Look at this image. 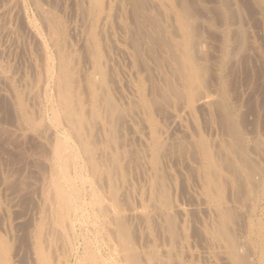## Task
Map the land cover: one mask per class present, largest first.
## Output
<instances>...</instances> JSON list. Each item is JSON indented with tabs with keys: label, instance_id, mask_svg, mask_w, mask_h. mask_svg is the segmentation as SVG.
<instances>
[{
	"label": "rangeland",
	"instance_id": "1",
	"mask_svg": "<svg viewBox=\"0 0 264 264\" xmlns=\"http://www.w3.org/2000/svg\"><path fill=\"white\" fill-rule=\"evenodd\" d=\"M18 1L0 0V75L2 76H0V81L2 80L0 82V242H4L7 246L6 256L9 264H37L36 255L34 254L35 248L33 247L34 234L35 230L38 227V223L42 220L47 219V223L49 222L48 224L51 225V219L49 220V218L47 217L51 214L49 210L53 206V204L52 201L49 200L50 198L46 194L45 189L47 187V176L49 177L51 172L54 170V165L51 160L52 155L50 154L52 153L51 143H53L56 138L60 137V139H66L71 146L73 145L72 147L77 152L75 153L74 160L73 162H71L72 164H70L68 171L69 175H71V179H73L72 181L74 187L76 189L78 188L77 191L75 189L77 208L73 209V212L75 211L74 213L72 212V210L68 212L69 216L67 217V230L61 233L59 232V230H54V232L58 231L57 235L60 236L52 240L51 243L48 240L44 241L45 243H43V245L46 244L44 245L46 247L48 245V249H50L51 252L54 251V258L52 260V262L54 263L52 264H80L81 260L84 258L86 249L93 251L95 250L94 252L96 253V255H98V257L107 264H124L122 262V258H120L121 256L119 255L118 247L114 242L115 240L105 231L106 228L103 226V220L105 218H108V216L110 217L111 213L110 211L106 210L102 215L97 210L96 206H93V203L90 200L93 182L89 167L87 166L86 157L84 154H82L83 152H81L80 147H78L79 141H77L78 143L76 142L78 138L70 131L71 128L68 125V120H66L63 111L56 100V93H54L57 91V88L55 89V87H57V83L55 81H57L58 75L56 74L58 73L59 68V65L56 63H59L60 59L65 57L64 60L67 59L73 64L74 62L75 64L78 63L77 65H75V71L78 72V70H81L80 72L82 74L76 72L75 77L78 81L77 84L79 85L78 87L83 88V90L81 88V92L85 96L81 94L83 96L82 99H86L87 101H89L88 98L91 97V89L89 88L88 83L91 80L92 66L89 65L91 63V57L97 51L100 52V64L105 70L106 78H108V80L105 78L104 88L109 92L116 104L122 107L125 106L124 104L128 105L130 99L133 100L130 96H132L135 101L137 99V92L135 90H137L138 88V82L142 84V92L144 95H146V97L150 99L149 96H152V100L157 99L158 102L161 101L158 103V105L156 104V106L152 107V111L156 110L155 112L153 111V114L158 122L157 134L163 143V145L158 150L155 161L151 159V154L148 150L150 148V145L148 144V132H145L147 131V128H145L147 126L145 118L143 117L144 113L140 108L137 109L135 104L131 108H134L135 111L134 109H127L126 112H128V114L130 113L129 115L127 114L128 116L125 112L124 116L121 117V114H118L117 117H113V119H110V116L105 114L107 113L106 110H104L105 107L101 106V113L103 116L101 117L102 123L100 125L98 124L99 121L98 123L96 122L93 128V133L97 135L94 137L98 139V142H100L101 140V145H99L100 149L97 148V152L96 150L94 151V154H97V157H100L103 154L101 146H103V148L107 147L110 150L117 148L118 150H121V153L119 152L120 156L123 155L120 157L123 168V178L117 172L116 175L113 174V181H116V183L118 184L116 193L120 199V211L123 213V215L124 213H127L124 217L125 225L127 230L129 231L128 238L132 242L133 248L136 250L139 249L138 251L143 253L144 251H148L147 253L150 252L151 256H154V258H156L158 264H163V262L166 263V261L169 262H167L166 264H170L171 262H173L174 264V261H176L177 259L178 260L175 262V264H225L226 262H224L223 258H221L222 256L218 254L220 253V250H223L222 244L217 238V235L214 234L217 227L220 226L221 210L219 207L221 206V203L223 204V206H225V208L222 206L223 209L231 211V220L229 219L227 221V227L229 228V231L232 235L237 234V237H235L236 241L237 239L239 240L238 242H236L237 249L244 251V253L246 251V248L249 249L246 251L248 255L245 254L247 258L249 257L247 261L249 260L248 262H250V264H260V249L261 244L264 243V197L262 198L263 195L260 188L263 183L262 181L264 180V0H192V2L191 0H183V4H186L185 9L187 13L188 23H190L187 26L183 25L176 18L177 12L175 10L174 4L170 2V0H164L165 2L163 0H161L162 2L160 0H81L82 3H80V0ZM104 2L106 3V5L104 4ZM41 3L42 5H40ZM133 3L135 6L133 5ZM141 4L143 6H141ZM136 6L138 7L139 13H135V11H137ZM80 7L81 9L79 11ZM133 7L136 9H134ZM39 8L41 9L39 10ZM143 10L144 12H142ZM115 11L117 14H115ZM88 12L90 14H88ZM169 12L172 15L169 14ZM101 13H104V15H102ZM143 13H145V15L142 16ZM141 17H143V19ZM149 17H154V20ZM91 18L92 20H90ZM48 19L50 20V22L48 21ZM134 20L137 22H135ZM165 20H167L168 23ZM42 23L45 26H43ZM134 24L136 27L134 26ZM51 25L54 29L51 28ZM56 25L57 29L55 28ZM137 29L141 32H139ZM176 30L179 31V33ZM128 32L130 33L127 34ZM100 33L101 35L103 34L102 37ZM86 34L88 35L87 37L85 36ZM52 36H54L53 39L51 38ZM139 36H141L142 38ZM148 37H150V39ZM100 39L103 40L100 41ZM127 40H129V43L127 42ZM104 42L105 44H103ZM102 44L104 45L103 48L101 47ZM139 44L141 47L139 46ZM188 44L190 46H188ZM145 45L147 49L144 48ZM119 47H121L120 50ZM188 47L190 48L188 49ZM83 49L85 52H82ZM57 53L59 56L58 59ZM90 53L92 55H90ZM86 54H88L89 56H86ZM138 54L139 57L137 56ZM187 58H190V60H194V62L200 64L201 67H204L202 69L203 75L207 79L206 80L204 78L205 86L201 93H199V96L195 98L193 103H191L189 98H187L188 92L190 90V86L186 87V85H189L187 76L185 75L186 73H189V70L188 72L186 70L188 62ZM102 60L103 64L101 62ZM44 65H46L48 68ZM107 66L109 68H107ZM44 67H46L45 69L47 70H45ZM3 68H5L4 71ZM176 68L178 69V71ZM108 69L110 70L109 72H107ZM86 70H89L87 72L88 74L86 73ZM4 72L7 74H5ZM10 72L11 74H9ZM36 72L39 75H36ZM34 74L36 75V77H33V79L37 83H35L31 79L32 76H35ZM8 77L9 80L7 79ZM82 78L84 79V82L82 81ZM148 81L150 83H148ZM53 82L56 84H54ZM84 83L86 85L85 87ZM38 84H41L40 88ZM172 84V90H177H174V93L183 91L178 93L180 95H176L177 99L176 96H174L177 93L173 94V92H171L172 90L170 91ZM33 86L34 88L36 86V89H34ZM147 90L148 92L150 91L149 94L148 92L146 93ZM132 92L136 95H134ZM164 92L165 94H167V97H169L171 101L169 100V98L167 100L166 95H162V97H160L161 95L159 94H163ZM181 94H184L183 97H181ZM163 97H166V99H163ZM178 97L180 99H178ZM216 97H218L217 100L221 99L223 101L224 108H222V104L218 105L219 102H216ZM182 98H184V102ZM211 98L213 101L209 100ZM178 100H180L181 102ZM204 100H208V104H205L203 102ZM117 101H119V103ZM89 102L87 103L89 104ZM176 102L178 104H176ZM50 103L52 106L50 105ZM12 104L14 107L12 106ZM169 104H171V107ZM214 104L217 106H215ZM202 105H205L206 108L203 109ZM139 111H141L142 114ZM224 112H226V115H228L227 120L229 121V123L225 121V115H222V113ZM138 116L139 118L142 117L144 122H142L141 118L140 123V121L138 120ZM118 117L119 122L117 121ZM123 117H125L126 119ZM168 117L170 118V120ZM39 120L43 121L44 125ZM222 120H224V122ZM230 120L232 121V123H234V127ZM121 121L122 123H120ZM36 122L39 124H37ZM139 123L142 125V127ZM226 123L230 124L231 126H227ZM16 124L19 126H17ZM33 124H36V127ZM44 126L45 129L42 128ZM49 126L51 128H49ZM97 127L100 128L99 132V128ZM136 127H138V129ZM231 127H236L235 129H239V134H242H236L235 131L237 130L235 129L230 132ZM65 128H68L69 130L67 129V131ZM108 128H110V132ZM38 130L40 132H38ZM134 130L135 132H133ZM41 132L42 136L40 135ZM56 132L60 134H57ZM231 133H233L232 136H230ZM45 134L46 136H50L52 134V136L45 138ZM144 134H146V136ZM39 135L41 136V138L39 137ZM199 135L205 137L206 140L209 139L208 143L210 142V146L213 147L214 152L216 151V157H219V159H221V162H224V164L221 163L223 166L220 165L221 173L223 174V176H221L222 174H220V180H222L224 184L225 194L223 201L225 199V203L223 201L220 202L219 199L212 200L213 198L210 196V193L208 191V175L205 169V156L203 155V152L199 146ZM53 136L59 137L54 138ZM106 136L117 138L114 144H110V146L112 147H110L108 144H105V140H109L105 138ZM140 136L143 141H140ZM227 137H234L236 138L235 141H239V139L240 141L237 143H233V146H231V148L224 149L221 147V143L224 142V140H227ZM49 138H51V141H48L50 140ZM120 138L121 140H119ZM179 138L181 141L179 140ZM166 139L170 141V143L167 142ZM189 139H191V143L190 141H188ZM72 140L75 141L71 142ZM230 140L232 141L233 138ZM49 143L51 145H49ZM166 143L169 144V146H166ZM179 143L182 144L179 146ZM235 144L237 145V148L239 146H242L244 149H242L241 151V149L238 148L240 151L237 149V151L239 152H234V149H236ZM234 145L235 148H233ZM126 146L127 149H125ZM163 146L166 148L170 147V150L164 149ZM118 147H120V149ZM172 147L175 149V151ZM219 147L222 148V151L221 148L217 150V148ZM45 149L47 151H45ZM190 149L192 151H190ZM145 151L148 152L146 153ZM241 152L243 153V155H246H241ZM158 155L159 157H161L159 158ZM76 156H78L79 158ZM127 156H129V160ZM240 158L247 161V164L252 165L249 167V169L247 168L250 172V179L248 180L244 174L245 171L243 173L244 166H242L239 162ZM225 159L227 161L229 160V162H226ZM230 161L232 162L230 163ZM256 166L258 168L254 169V167L256 168ZM255 170H258L257 173L258 175L260 174L259 176L257 175V173H255ZM99 175V181H102L101 184L100 182H98V184H100L99 188L102 190L105 186L106 189L108 180L105 176V172H100ZM103 176L106 180V185L102 186V183H105ZM155 176L158 177L159 180L157 186L161 189L160 201L156 197L152 196V188L150 183ZM117 178H120V181L117 180ZM89 179L91 183H89ZM127 179H129V181ZM249 181H251L250 184ZM147 185L150 187H147ZM123 186H126L125 189H123ZM250 186L252 187L249 190ZM121 197L124 199L122 200ZM210 197L212 199H210ZM136 198L138 201L136 200ZM45 199L49 201L47 202ZM43 203H45L47 206H45ZM154 206H156L157 208ZM78 208L80 211L78 210ZM142 210L148 212L149 217L138 214ZM169 210L171 211L170 213ZM152 211L154 213H151ZM47 212L48 215L46 214ZM235 217L237 220L234 219ZM239 222H241L240 225ZM153 223L157 224L154 225ZM99 227H101V229ZM48 228L51 229L52 227ZM48 228L46 230L44 228L42 230L44 231V233H40L39 236H41V240L42 238H46L48 231H50L48 230ZM204 228H207V231ZM134 230L136 231L134 232ZM158 230L160 232H158ZM148 231L150 233H148ZM232 231L235 233L233 234ZM163 233H165L164 236H162ZM166 237L169 241H167ZM58 241L61 243L59 244ZM217 241L219 242V244ZM142 244L146 245L143 246ZM160 246L164 248V252ZM150 247L153 248L151 249ZM238 247H240V249ZM175 248H177V251H175ZM184 249L187 250L188 253L186 251H183ZM12 253L14 254L12 255ZM171 253L173 254V256L171 255ZM173 258H175L176 260ZM56 259L59 261L57 262ZM110 260L112 263L110 262Z\"/></svg>",
	"mask_w": 264,
	"mask_h": 264
},
{
	"label": "bare ground",
	"instance_id": "2",
	"mask_svg": "<svg viewBox=\"0 0 264 264\" xmlns=\"http://www.w3.org/2000/svg\"><path fill=\"white\" fill-rule=\"evenodd\" d=\"M16 1V0H15ZM18 1V0H17ZM34 1V0H33ZM106 1V0H105ZM112 1V0H111ZM114 1H116V0H114ZM124 1V0H123ZM133 1V0H132ZM151 1H153V0H151ZM161 1V0H160ZM159 1V2H160ZM164 1V0H163ZM169 1V0H168ZM193 1H195V0H193ZM11 2V1H10ZM19 2V1H18ZM109 2V1H108ZM108 2H107V4H108ZM131 2V1H130ZM139 2V1H138ZM162 2V1H161ZM160 2V3H161ZM165 2V1H164ZM170 2H172L173 4H174V7H175V10H176V12H177V15H176V18L178 19V21H180L183 25H185V26H187L188 24H190V23H188V18H187V13H186V9H185V5L183 4V0H170ZM191 2H192V0H191ZM20 3V2H19ZM35 3V2H34ZM79 3V2H78ZM80 3H82L81 2V0H80ZM96 3H97V1H96ZM117 3V2H116ZM125 3V2H124ZM134 3H135V1H134ZM134 3H133V5H134ZM137 3V2H136ZM186 3H188V2H186ZM195 3V2H194ZM104 4L106 5V3L104 2ZM123 4V3H122ZM132 4V3H131ZM138 4V3H137ZM143 4V3H142ZM141 4V6H143ZM144 4H145V1H144ZM156 4H157V2H156ZM40 5H42V3L40 4ZM108 6V5H107ZM135 6V5H134ZM42 7V6H41ZM104 7V6H103ZM118 7V6H117ZM129 7V6H128ZM154 7V6H153ZM193 7V6H192ZM17 8V7H16ZM18 8H19V6H18ZM134 8V7H133ZM136 8H137V11H135V13L136 12H138L139 10H138V7L136 6ZM136 8H134V9H136ZM157 8V7H156ZM41 8H39V10H40ZM80 9H81V7L79 8V11H80ZM82 9H83V7H82ZM89 9V8H88ZM105 9V8H104ZM114 9H116V8H114ZM132 9V8H131ZM188 9V8H187ZM194 9V8H193ZM192 9V10H193ZM38 10V9H37ZM128 10V9H127ZM190 10H191V8H190ZM196 10V9H195ZM82 11V10H81ZM100 11V10H99ZM114 11V10H113ZM145 11H146V9H145ZM38 12V11H37ZM44 12V11H43ZM110 12V11H109ZM108 12V13H109ZM130 12H132V11H130ZM142 12H144V10L142 11ZM141 12V13H142ZM157 12V11H156ZM159 12V11H158ZM190 12V11H189ZM84 13V12H83ZM139 13V12H138ZM146 13V12H145ZM145 13H143L142 14V16L143 15H145ZM21 14H22V12H21ZM88 14H90L89 12H88ZM102 14V13H101ZM110 14V13H109ZM115 14H117L116 13V11H115ZM160 14V13H159ZM166 14V13H165ZM169 14H171L170 12H169ZM196 14V13H195ZM81 15H82V13H81ZM85 15V14H84ZM102 15H104V13L102 14ZM101 15V16H102ZM172 15V14H171ZM194 15V14H193ZM27 16V15H26ZM38 16H39V14H38ZM79 16V15H78ZM132 16V15H131ZM147 16V15H146ZM43 17V16H42ZM148 17V16H147ZM161 17H162V15H161ZM172 17V16H171ZM174 17V16H173ZM122 18H123V15H122ZM131 18V17H130ZM142 19H143V17H141ZM149 18H151V19H153L152 17H149ZM22 19H23V17H22ZM42 19V18H41ZM40 19V20H41ZM133 19V18H132ZM137 19V18H136ZM135 19V20H136ZM150 19V20H151ZM174 19V18H173ZM83 20V19H82ZM87 20V19H86ZM85 20V21H86ZM90 20H92V18L90 19ZM101 20V19H100ZM99 20V21H100ZM107 20H108V18H107ZM134 20V21H135ZM140 20V19H139ZM145 20V19H144ZM154 20V19H153ZM24 21V20H23ZM48 21L50 22V20L48 19ZM81 21V20H80ZM102 21V20H101ZM148 21V20H147ZM165 21H167V20H165ZM87 22V21H86ZM86 22H84V23H86ZM90 22V21H89ZM135 22H137V21H135ZM135 22H133V23H135ZM151 22V21H150ZM52 23V22H51ZM132 23V24H133ZM146 23V22H145ZM154 23V22H153ZM152 23V24H153ZM167 23H168V21H167ZM26 24V23H25ZM79 24V23H78ZM99 24V23H98ZM102 24V23H101ZM192 24V23H191ZM20 25H22V24H20ZM28 25V24H27ZM42 25H43V23H42ZM50 25V24H49ZM48 25V26H49ZM108 25V24H107ZM106 25V26H107ZM131 25V24H130ZM129 25V26H130ZM144 25V24H143ZM178 25V24H177ZM194 25V24H193ZM25 26V25H24ZM43 26H45V25H43ZM86 26V25H85ZM134 26H135V24H134ZM181 26V25H180ZM15 27V26H14ZM89 27V26H88ZM99 27H100V25H99ZM128 27V26H127ZM132 27V26H131ZM136 27V26H135ZM146 27V26H145ZM144 27V28H145ZM172 27V26H171ZM26 28V27H25ZM45 28V27H44ZM51 28H52V25H51ZM56 29H57V25H56V27H55ZM83 28H85V27H83ZM98 28V27H97ZM96 28V29H97ZM107 28V27H106ZM121 28V27H120ZM129 28V27H128ZM52 29H54V28H52ZM131 29H133V28H131ZM154 29V28H153ZM174 29V28H173ZM177 29V28H176ZM27 30H29V29H27ZM69 30V29H68ZM84 30V29H83ZM98 30H100V29H98ZM106 30V29H105ZM138 30V29H137ZM140 30H142V29H140ZM146 30V29H145ZM180 30V29H179ZM50 31V30H49ZM70 31V30H69ZM85 31V30H84ZM96 31V30H95ZM100 31H102V30H100ZM139 31V30H138ZM177 31V30H176ZM28 32V31H27ZM31 32V31H30ZM76 32V31H75ZM137 32V31H136ZM139 32H141V31H139ZM178 33H179V31H177ZM197 32V31H196ZM85 33V32H84ZM83 33V34H84ZM109 33V32H108ZM130 32H128L127 34H129ZM138 33V32H137ZM157 33V32H156ZM33 34V33H32ZM52 34H53V32H52ZM54 34H55V32H54ZM132 34V33H131ZM144 34V33H143ZM174 34V33H173ZM193 34V33H192ZM50 35V34H49ZM96 35V34H95ZM100 35H101V33H100ZM103 35V34H102ZM102 35H101V37H102ZM138 35V34H137ZM86 37L88 36L87 34L85 35ZM149 36V35H148ZM33 37H34V35H33ZM53 37L54 36H52L51 38L53 39ZM130 37V36H129ZM128 37V38H129ZM131 37H132V35H131ZM139 37H141V36H139ZM180 37V36H179ZM192 37V36H191ZM36 38V37H35ZM34 38V39H35ZM41 38V37H40ZM56 38H57V36H56ZM84 38V37H83ZM104 38V37H103ZM137 38V37H136ZM142 38V37H141ZM149 39H150V37H148ZM147 38V39H148ZM153 38V37H152ZM151 38V39H152ZM189 38V37H188ZM43 39V38H42ZM49 39V38H48ZM86 39V38H85ZM120 39V38H119ZM130 39H132V38H130ZM162 39H164V38H162ZM176 39V38H175ZM38 40V39H37ZM94 40V39H93ZM103 39H100V41H102ZM110 40H111V38H110ZM155 40V39H154ZM158 40H160V39H158ZM177 40V39H176ZM58 41V40H57ZM90 41V40H89ZM122 41V40H121ZM129 40H127V42H128ZM142 41V40H141ZM146 41V40H145ZM156 41V40H155ZM165 41V40H164ZM189 41V40H188ZM138 42V41H137ZM140 42V41H139ZM143 42V41H142ZM154 42V41H153ZM166 42V41H165ZM83 43V42H82ZM129 43V42H128ZM151 43V42H150ZM158 43V42H157ZM179 43V42H178ZM45 44V43H44ZM44 44H43V47H44ZM103 44H105V42L103 43ZM102 44V48H103V45ZM149 44V43H148ZM161 44V43H160ZM190 44V43H189ZM188 44V46H190ZM198 44V43H197ZM200 44V43H199ZM39 45V44H38ZM70 45V44H69ZM91 45V44H90ZM130 45V44H129ZM151 45V44H150ZM71 46V45H70ZM85 46H87V45H85ZM116 46V45H115ZM139 46H140V44H139ZM67 47H68V45H67ZM107 47V46H106ZM141 47V46H140ZM55 48H56V46H55ZM60 48V47H59ZM89 48V47H88ZM91 48V47H90ZM113 48V47H112ZM120 48L121 47H119V50H120ZM144 48L145 49H147L146 48V45L144 46ZM168 48H170V47H168ZM190 47H188V49H189ZM40 49V48H39ZM87 49V48H86ZM139 49V48H138ZM161 49V48H160ZM187 49V50H188ZM70 50V49H69ZM82 50V49H81ZM88 50V49H87ZM104 50V49H103ZM118 50V49H117ZM162 50V49H161ZM171 50V49H170ZM45 51V50H44ZM112 51V50H111ZM124 51V50H123ZM65 52H66V50H65ZM82 52H85L84 51V49H83V51ZM93 52V51H92ZM104 52V51H103ZM122 52V51H121ZM199 52V51H198ZM40 53V52H39ZM46 53V52H45ZM45 53H44V55H45ZM52 53V52H51ZM50 53V54H51ZM68 53V52H67ZM71 53V52H70ZM88 53V52H87ZM187 53H188V51H187ZM202 53V52H201ZM66 54V53H65ZM106 54V53H105ZM135 54H136V52H135ZM88 54H86V56H87ZM90 55H92L91 53H90ZM110 55V54H109ZM57 56H58V53H57ZM56 56V57H57ZM64 56V55H63ZM66 56V55H65ZM73 56V55H72ZM83 56V55H82ZM89 56V55H88ZM138 57H139V54L137 55ZM136 56V57H137ZM67 57V56H66ZM75 57V56H74ZM91 57V56H90ZM107 57V56H106ZM163 57V56H162ZM174 57H175V55H174ZM46 58H47V56H46ZM46 58H44V59H46ZM59 58V56L57 57V59ZM87 58V57H86ZM89 58V57H88ZM65 59V57L64 58H61L60 59V62L58 63H56V64H58L59 65V68H58V73L56 74V75H58L57 76V81H55L56 83H57V87H55V89L57 90L56 92H54V93H56V97H57V102L59 103V105H60V108L62 109V111H63V114H64V116H65V118H66V120H68V125H69V127L71 128V132L78 138V140H76V142L77 141H79V145H78V147H80V150H81V152H83L82 154H84L85 155V157H86V160H87V166L89 167V170H90V174H91V176H92V191H91V198H90V200H91V202L93 203V206H96V208H97V210L103 215L104 213H105V211L106 210H108V211H110V213H111V216L109 217L108 216V218H105L104 220H103V226L106 228V232L110 235V236H112L113 237V239L115 240L114 242L116 243V246L118 247V251H119V255L121 256L120 258H122V262L124 263V264H158V261L156 260V258H154V256L152 257L151 256V253L149 252V253H147V252H145L144 251V253L143 252H139L138 250L139 249H134L133 248V245H132V242L129 240V231L127 230V228H126V225H125V219H124V217H125V215L127 214H125L124 213V215H123V213L120 211V207H121V205H120V203H119V197H118V195H117V193H116V189H117V186H118V184L116 183V181L114 182L113 181V174H117V172L119 173V175H121L122 176V178H123V173H122V171H123V168H122V163H121V161H120V157L121 156H123V155H121L120 156V153H121V150H118L117 148H114L113 150L111 149H108L107 147H104L103 148V146H101V150L103 151V154H102V156H100V157H97L96 155L97 154H94V151L97 149V148H99L100 146L99 145H101V140H100V142H98V139H96L94 136H97V135H95V133H93V128H94V124L97 122L98 123V121H99V123L98 124H100L101 125V123H102V118L101 117H103L102 116V113H101V106H104L105 108H104V110H106V112L107 113H105L106 115H108V116H110V119H113V117H117V115L118 114H121V117L122 116H124V113L127 111V109H131L132 108V106H134V104L136 105V107H137V109L138 108H140L142 111H143V113H144V115H143V117L145 118V122H146V126L147 127H145V128H147V131H145V132H148V136H149V145H150V148L148 149L149 150V153L151 154V159L153 160V161H155V159H156V157H157V153H158V150H159V148L163 145V143H162V141H161V139H160V137L158 136V134H157V132H158V122H157V120H156V117L154 116V114H153V111H152V107L153 106H156V104L158 105V103L159 102H161V101H157V99H154V100H152V96H149L150 97V99L148 98V97H146V95H144L143 94V92H142V84H140V82H138V88H137V90H135L136 92H137V99L134 101V98L132 97V96H130L133 100H131L130 99V102L128 103V105L127 104H124L125 106H119L118 104H116L115 102H114V100L112 99V97H111V95L109 94V92L104 88V84H105V78H106V74H105V70L102 68V66H101V64H100V52H95L94 54H93V56L91 57V63H90V65L89 66H91V80H90V82L88 83V86H89V88L91 89L90 90V93H91V97L90 98H88L89 99V101H87L86 99L84 100V99H82L83 98V96H85V95H83L82 94V90H83V88H82V90H81V88L80 87H78L79 85L77 84L78 83V81L76 80L77 78L75 77V75H76V72L77 71H75V65H77V64H75V62H74V64L71 62V61H69V60H64ZM73 59V58H72ZM174 59V58H173ZM175 59H176V57H175ZM182 59V58H181ZM188 59V62H187V72H188V70H189V73H186L185 75L187 76V80H188V83H189V85L187 86L186 85V87H189L190 86V90H189V92H188V95H187V98H189V100H190V102L191 103H193L194 102V100H195V98H197L198 96H199V93H201V91L203 90V88H204V86H205V79H206V77H204V75H203V68L204 67H201L200 66V64H198L197 62H194V60H190V58H187ZM53 60V59H52ZM115 60H117V59H115ZM139 60V59H138ZM180 60V59H179ZM65 61V62H64ZM128 61V60H127ZM140 61H141V58H140ZM177 61V60H176ZM199 61V60H198ZM38 62H41V61H38ZM46 62V61H45ZM102 62V64H103V60L101 61ZM145 62V61H144ZM178 62V61H177ZM82 63V62H81ZM88 63V62H87ZM108 63H109V61H108ZM107 63V64H108ZM142 63H143V61H142ZM33 64V63H32ZM42 64V63H41ZM117 64H118V62H117ZM145 64V63H144ZM201 64H202V62H201ZM47 65V64H46ZM46 65H44V66H46ZM82 65V64H81ZM147 65V64H146ZM149 65V64H148ZM176 65V64H175ZM34 66V65H33ZM40 66V65H39ZM138 66V65H137ZM141 66V65H140ZM143 66H145V65H143ZM142 66V67H143ZM183 66V65H182ZM203 66V65H202ZM42 67V66H41ZM47 67V66H46ZM46 67H44V69L46 68ZM79 67V66H78ZM141 67V68H142ZM34 68V67H33ZM48 68V67H47ZM107 68H109L108 66H107ZM175 68V67H174ZM173 68V69H174ZM2 69V68H1ZM12 69V68H11ZM79 69H82V68H79ZM87 69V68H86ZM151 69V68H150ZM162 69V68H161ZM177 69V68H176ZM5 70V68H3V71ZM34 70V69H33ZM32 70V71H33ZM35 70H37V69H35ZM40 70H41V68H40ZM39 70V71H40ZM45 70H47V69H45ZM44 70V71H45ZM139 70H140V68H139ZM149 70V69H148ZM163 70V69H162ZM2 71V70H1ZM81 70H78V72L77 73H81L80 72ZM89 71V70H88ZM87 70H86V73L88 72ZM110 70L108 69L107 70V72H109ZM112 71V70H111ZM177 71H178V69H177ZM181 71V70H180ZM6 72V71H5ZM4 72V73H5ZM41 72H42V70H41ZM85 72V71H84ZM152 72V71H151ZM162 72H164V71H162ZM174 72V71H173ZM184 72V71H183ZM2 73V72H1ZM35 73V72H34ZM40 73V72H39ZM176 73V72H175ZM175 73H174V75H175ZM179 73V72H178ZM5 74H7V73H5ZM4 74V75H5ZM9 74H11V72L9 73ZM16 74V73H15ZM42 74V73H41ZM82 74V73H81ZM80 74V75H81ZM88 74V73H87ZM146 74V73H145ZM144 74V75H145ZM148 74V73H147ZM161 74V73H160ZM171 74V73H170ZM3 75V74H2ZM35 75V74H34ZM36 75H39V74H37V72H36ZM36 75L35 76H32V80L34 81V79H33V77H36ZM79 75V74H78ZM133 75V74H132ZM149 75V74H148ZM180 75V74H179ZM184 75V74H183ZM1 76V75H0ZM8 76V75H7ZM6 76V77H7ZM12 76H13V72H12ZM16 76V75H15ZM19 76V75H18ZM147 76V75H146ZM155 76V75H154ZM176 76H177V74H176ZM2 77V76H1ZM9 77H10V75H9ZM9 77L7 78L8 80H9ZM20 77V76H19ZM40 77V76H39ZM78 77V76H77ZM111 77V76H110ZM161 77V76H160ZM163 77V76H162ZM167 77V76H166ZM42 78V77H41ZM40 78V79H41ZM55 78V77H54ZM80 78V77H79ZM151 78V77H150ZM156 78V77H155ZM205 78V79H204ZM3 79H4V77H3ZM21 79H23V78H21ZM81 79V78H80ZM83 79V78H82ZM107 80H108V78H106ZM114 79V78H113ZM140 79V78H139ZM144 79V78H143ZM161 79V78H160ZM176 79V78H175ZM174 79V80H175ZM17 80V79H16ZM36 80V79H35ZM37 80H39V79H37ZM79 80V79H78ZM207 80V79H206ZM2 81V80H1ZM0 81V82H1ZM81 81V80H80ZM83 82H84V79L82 80ZM112 81V80H111ZM135 81V80H134ZM138 81V80H137ZM144 81V80H143ZM11 82H13V81H11ZM17 82V81H16ZM35 82V81H34ZM40 82H42V81H40ZM35 83H37V82H35ZM54 83V82H53ZM56 83H54V84H56ZM80 83V82H79ZM108 83V82H107ZM116 83H117V81H116ZM148 83H150L149 81H148ZM156 83V82H155ZM172 83V82H171ZM175 83V82H174ZM181 83H182V81H181ZM32 84V83H31ZM82 84V83H81ZM114 84V83H113ZM1 85V84H0ZM33 85H35V84H33ZM110 85V84H109ZM116 85V84H115ZM134 85V84H133ZM148 85V84H147ZM155 85V84H154ZM175 85V84H174ZM180 85V84H179ZM14 86V85H13ZM22 86V85H21ZM38 86H39V88H40V86H41V84L39 85L38 84ZM47 86V85H46ZM86 85H85V83H84V87H85ZM118 86V85H117ZM126 86H127V84H126ZM168 86V85H167ZM172 86H173V84L171 85V88H170V91L172 90ZM15 87V86H14ZM114 87V86H113ZM130 87H131V85H130ZM169 87V86H168ZM18 88H19V86H18ZM33 88H34V86H33ZM111 88V87H110ZM117 88V87H116ZM185 88V87H184ZM34 89H36V86H35V88ZM42 89V88H41ZM46 89V88H45ZM156 89V88H155ZM158 89V88H157ZM174 89V88H173ZM13 90V89H12ZM11 90V91H12ZM44 90V89H43ZM85 90V89H84ZM151 90V89H150ZM174 90H176V89H174ZM174 90H172L171 92H173ZM15 91V90H14ZM20 91V90H19ZM86 91V90H85ZM113 91V90H112ZM135 91H134V93H135ZM177 91V90H176ZM187 91H188V89H187ZM16 92H17V87H16ZM37 92V91H36ZM88 92V91H87ZM86 92V93H87ZM148 92V90L146 91V93ZM150 92V91H149ZM149 92H148V94H149ZM156 92V91H155ZM179 92H183V91H178V92H175V93H177V94H175L174 92H173V94H175L174 96H178V95H180V94H178ZM206 92V91H205ZM20 93V92H19ZM23 93V92H22ZM33 93V92H32ZM40 93V92H39ZM133 93V92H132ZM133 93V94H134ZM170 93V92H169ZM7 94V93H6ZM34 94H35V92H34ZM83 96H82V95ZM88 94V93H87ZM115 94V93H114ZM113 94V95H114ZM130 94V93H129ZM157 94V93H156ZM8 95V94H7ZM11 95V94H10ZM13 95V94H12ZM55 95V94H54ZM134 95H136V94H134ZM159 95H161L160 97H162V95L164 96V95H166V97H167V94H165V92L163 93V94H159ZM158 95V96H159ZM171 95H172V93H171ZM183 95L184 94H181V97H183ZM115 96V95H114ZM177 96H176V99H177ZM21 97H22V95H21ZM155 97V96H154ZM153 97V98H154ZM166 97H163V99L165 98L166 99ZM206 97V96H205ZM211 97V96H210ZM222 97V96H221ZM16 98H18V97H16ZM25 98V97H24ZM24 98H23V100H24ZM51 98H52V96H51ZM55 98V97H54ZM168 98L169 97H167V100H168ZM202 98V97H201ZM217 98L218 97H216L215 99H216V102H219V104L218 105H220V104H222L221 106H222V108H224V104H223V101L220 99H218L217 100ZM117 99V98H116ZM123 99V98H122ZM178 99H180L179 97H178ZM184 98H182V100H183ZM214 99V98H213ZM214 99V100H215ZM51 100V99H50ZM55 100V101H56ZM169 100H170V98H169ZM188 100V101H189ZM196 100H198V99H196ZM209 100H212V98L211 99H209ZM36 101V100H35ZM52 101V100H51ZM54 101V100H53ZM124 101V100H123ZM171 101V100H170ZM176 101V100H175ZM178 101H180V100H178ZM202 101V100H201ZM213 101V100H212ZM211 101V102H212ZM11 102V101H10ZM56 102V103H57ZM87 102H89V104L87 103ZM118 103H119V101H117ZM165 102V101H164ZM168 102V101H167ZM181 102V101H180ZM183 102H184V100H183ZM196 102V101H195ZM199 102V101H198ZM205 104H208V100H204L203 101ZM16 103V102H15ZM47 103V102H46ZM51 103H55V102H51ZM51 103H50V105H51ZM87 103V104H86ZM126 103V102H125ZM132 103V104H131ZM170 103V102H169ZM214 103V102H213ZM213 103H212V105H213ZM25 104V103H24ZM31 104V103H30ZM130 104V105H129ZM176 104H178L177 102H176ZM33 105V104H32ZM57 105V104H56ZM58 105V106H59ZM120 105H121V103H120ZM167 105H168V103H167ZM170 105V107H171V104H169ZM215 105V104H214ZM12 106H13V104H12ZM40 106V105H39ZM52 106V105H51ZM159 106H160V104H159ZM177 106V105H176ZM179 106V105H178ZM187 106V105H186ZM203 106V105H202ZM201 106V107H202ZM208 106V105H207ZM215 106H217V105H215ZM14 107V106H13ZM53 107H54V105H53ZM56 107V106H55ZM188 107V106H187ZM191 107H193V106H191ZM198 107H200V106H198ZM25 108V107H24ZM28 108V107H27ZM26 108V109H27ZM59 108V107H58ZM166 108V107H165ZM196 108V107H195ZM203 109L204 108H206L205 107V105L202 107ZM34 109V108H33ZM38 109H40V108H38ZM134 109V108H133ZM133 109H131V110H133ZM154 109H156V108H154ZM158 109V108H157ZM24 110V109H23ZM29 110V109H28ZM159 110V109H158ZM161 110V109H160ZM194 110V109H193ZM11 111H13V110H11ZM15 111V110H14ZM52 111V110H51ZM57 111V110H56ZM134 111H135V109H134ZM156 111V110H155ZM154 111V112H155ZM185 111H186V109H185ZM209 111V110H208ZM223 111H224V109H223ZM26 112V111H25ZM35 112H37V111H35ZM59 112H61V111H59ZM132 112V111H131ZM139 112H141V111H139ZM189 112H190V110H189ZM207 112V111H206ZM12 113V112H11ZM24 113V112H23ZM29 113V112H28ZM58 113V112H57ZM31 114H32V112H31ZM39 114V113H38ZM123 114V115H122ZM128 114V112H126V115ZM130 114V113H129ZM128 114V115H129ZM141 114H142V112H141ZM225 115V121H227L228 123H229V121L227 120L228 119V115H226V112H224V113H222V115ZM17 115V114H16ZM24 115V114H23ZM22 115V116H23ZM48 115V114H47ZM51 115V114H50ZM61 115H62V113H61ZM127 115V116H128ZM155 115H156V113H155ZM162 115V114H161ZM221 115V116H222ZM223 115V116H224ZM15 116V115H14ZM21 116V115H20ZM27 116H28V114H27ZM29 116H30V114H29ZM55 116V115H54ZM53 116V117H54ZM120 116V115H119ZM132 116V115H131ZM142 116V115H141ZM159 116V115H158ZM165 116V115H164ZM11 117H12V115H11ZM58 117V116H57ZM105 117V116H104ZM120 117V118H121ZM160 117V116H159ZM227 117V118H226ZM29 118V117H28ZM27 118V119H28ZM37 118V117H36ZM56 118V117H55ZM106 118V117H105ZM104 118V119H105ZM123 118H125V117H123ZM122 118V119H123ZM131 118V117H130ZM141 118L142 117H140L139 118V116H138V120L140 121L141 120ZM167 118V117H166ZM169 118V117H168ZM14 119V118H13ZM43 119V118H42ZM49 119V118H48ZM61 119H63V118H61ZM108 119V118H107ZM114 119H116V118H114ZM126 119V118H125ZM124 119V120H125ZM128 119V118H127ZM222 119V118H221ZM25 120V119H24ZM29 120V119H28ZM52 120V119H51ZM57 120V119H56ZM59 120V119H58ZM63 120H65V119H63ZM62 120V121H63ZM123 120V121H124ZM160 120V119H159ZM168 120V119H167ZM169 120H170V118H169ZM12 121H14V120H12ZM11 121V122H12ZM16 121V120H15ZM40 122H42V124H43V121H41V120H39ZM62 121H61V123H62ZM108 121V120H107ZM114 121V120H113ZM118 122H119V117H118V120H117ZM223 122H224V120H222ZM18 122H20V121H18ZM17 122V123H18ZM32 122H33V119H32ZM106 122V121H105ZM135 122V121H134ZM142 122H144L143 121V118H142ZM168 122V121H167ZM230 122L232 123V121L230 120ZM15 123V122H14ZM27 123V122H26ZM37 123V122H36ZM45 123V122H44ZM50 123V122H49ZM120 123H122V121L120 122ZM124 123V122H123ZM137 123V122H136ZM140 123H141V121H140ZM139 123V124H140ZM228 123H226L227 124V126H229L230 124H228ZM37 124H39V123H37ZM46 124V123H45ZM66 124V123H65ZM125 124V123H124ZM138 124V125H139ZM143 124V123H142ZM175 124V123H174ZM233 124V127H234V123H232ZM17 125V124H16ZM34 125V124H33ZM44 125V124H43ZM43 125H41V126H43ZM63 125V124H62ZM67 125V126H68ZM117 125V124H116ZM141 125V124H140ZM139 125V126H140ZM144 125V124H143ZM178 125V124H177ZM17 126H19V125H17ZM35 127H36V124L34 125ZM39 126V125H38ZM37 126V127H38ZM66 126V127H67ZM97 126H99V125H97ZM112 126V125H111ZM118 126H119V124H118ZM123 126V125H122ZM125 126V125H124ZM128 126V125H127ZM130 126V125H129ZM145 126V125H144ZM231 126V125H230ZM236 126V125H235ZM24 127V126H23ZM32 127V126H31ZM104 127V126H103ZM105 127H106V125H105ZM114 127V126H113ZM131 127V126H130ZM141 127H142V125H141ZM140 127V128H141ZM172 127H174V126H172ZM233 127H231V129L230 128H228V129H230L231 131L230 132H232L235 128H233ZM33 128V127H32ZM39 128V127H38ZM43 129H45V126L44 127H42ZM49 128H51L50 126H49ZM96 128V127H95ZM97 128H99V127H97ZM116 128V127H115ZM137 129H138V127H136ZM160 128V127H159ZM35 129V128H34ZM46 129H47V127H46ZM66 129V128H65ZM64 129V130H65ZM68 129V128H67ZM66 129V130H67ZM109 129V132H110V128H108ZM126 129V128H125ZM41 130V129H40ZM69 130V129H68ZM67 130V131H68ZM99 130H100V128L98 129V132H99ZM104 130V129H103ZM106 130V129H105ZM140 130V129H139ZM146 130V129H145ZM160 130V129H159ZM235 130H237V131H235L236 132V134H239V129H235ZM42 131V130H41ZM43 131H45V130H43ZM96 131V130H95ZM137 131V130H136ZM162 131V130H161ZM169 131H171V130H169ZM38 132H40L39 130H38ZM47 132H48V130H47ZM52 132V131H51ZM59 132V131H58ZM114 132V131H113ZM116 132V131H115ZM133 132H135V130L133 131ZM144 132V131H143ZM196 132V131H195ZM238 132V133H237ZM57 133V132H56ZM65 133V132H64ZM131 133H132V131H131ZM50 134V133H49ZM49 134H47V135H49ZM57 134H60V133H57ZM67 134V133H66ZM101 134V133H100ZM142 134V133H141ZM170 134V133H169ZM172 134H173V132H172ZM196 134V133H195ZM240 134H242V133H240ZM239 134V135H240ZM40 135L42 136V132L40 133ZM39 135V137L41 138V136ZM54 135V134H53ZM56 135V134H55ZM122 135H124V134H122ZM136 135V134H135ZM145 136H146V134H144ZM177 135V134H176ZM230 135V134H229ZM228 135V136H229ZM233 135V133H231V135L230 136H232ZM45 136H46V134H45ZM50 136H52V134L50 135ZM50 136H46L45 138H48V137H50ZM67 136H69V135H67ZM138 136V135H137ZM144 136V137H145ZM170 136H172V135H170ZM185 136V135H184ZM195 136V135H194ZM193 136V137H194ZM54 137V136H53ZM56 137H59V136H56ZM56 137H54V138H56ZM64 137V136H63ZM99 137V136H98ZM101 137H102V135H101ZM119 137V136H118ZM127 137V136H126ZM178 137V136H177ZM196 137V136H195ZM240 137V136H239ZM61 138V137H60ZM60 138H56L54 141H53V143H51L52 144V150H51V152L52 153H50L52 156V162H53V168H54V170L51 172V174H50V176L48 177L47 176V182H46V194L48 195V197L50 198H48L49 200H51L52 201V204H53V208L51 207L50 208V215H48V212L46 213L47 215H48V217L47 218H49V220L51 219V225L50 224H48L47 223V219H44V220H42L41 222H39L38 223V227H37V229L35 230V234H34V248H35V252H34V254L36 255V260H37V264H52V263H54V262H52V260H53V256H54V251L53 252H51L50 251V249H48V245H47V247L46 246H44V245H46V244H44L43 245V243H45L44 241H49L50 243H51V241L52 240H54V239H56V237L58 238L60 235H57V232L55 233L54 232V230H59V232L61 233V232H63V231H65V230H67L66 228H67V217L69 216L68 215V212L69 211H71L72 210V212H73V209L74 208H77V201H76V192H75V187H74V184H73V179H71V175H69V166H70V164H72L71 162H73V160H74V157H75V153H77L76 152V150L69 144V142L66 140V139H60ZM68 138V137H67ZM73 138V137H72ZM76 138V139H77ZM106 139H109V140H105V144H108L109 146H110V144H114V142H116V140H117V138L115 137H109V136H106L105 137ZM140 138H141V136H140ZM139 138V139H140ZM147 138V137H146ZM174 138V137H173ZM228 138H230V137H227V140H224V142H222L221 143V147L222 148H224V149H228V148H231V146H233V143H237V142H239L240 141V139H239V141L237 140V141H235V139L236 138H234V137H232L233 138V140L231 141L230 139H232V138H230V139H228ZM243 138V137H242ZM50 140H48V141H51V138H49ZM127 139V138H126ZM165 139V138H164ZM44 140H46V139H44ZM119 140H121V138L119 139ZM130 140V139H129ZM134 140V139H133ZM179 140H180V138H179ZM187 140V139H186ZM191 139H189L188 141H190ZM253 140V139H252ZM251 140V141H252ZM73 141H75V140H72L71 142H73ZM140 141H143L142 140V138H141V140ZM139 141V142H140ZM166 141L167 142H169L170 143V141H168L167 139H166ZM176 141V140H175ZM181 141V140H180ZM199 141H200V144H199V146H200V148H201V150H202V152H203V155L205 156V164H206V171H207V175H208V180H207V187H208V191H209V193H210V196L213 198H211L210 197V199H212V200H216V199H219V201L220 202H222L223 201V198H224V194H225V191H224V184H223V182H222V180H220V174H222L221 173V168H220V165H222L221 163H223L224 164V162H221V159H219V157H216V151L214 152V149H213V147H211L210 146V142L208 143V141H209V139L208 140H206L205 139V137H203L202 135H199ZM234 141V142H233ZM243 141H244V139H243ZM255 141V140H254ZM257 141V140H256ZM46 142V141H45ZM253 142V141H252ZM251 142V143H252ZM258 142V141H257ZM38 143V142H37ZM36 143V144H37ZM43 143V142H42ZM49 143V145H51ZM76 143V144H77ZM121 143V142H120ZM126 143H127V141H126ZM176 143V142H175ZM174 143V144H175ZM190 143H191V141H190ZM189 143V144H190ZM197 143V142H196ZM215 143H217V142H215ZM255 143V142H254ZM44 144V143H43ZM48 144V143H47ZM125 144V143H124ZM130 144V143H129ZM136 144V143H135ZM182 144V143H181ZM180 143H179V146L181 145ZM214 144V143H213ZM242 144V143H241ZM258 144V143H257ZM117 145H118V143H117ZM132 145V144H131ZM142 145V144H141ZM145 145V144H144ZM169 146V144H167L166 143V146ZM171 145V144H170ZM186 145V144H185ZM216 145V144H215ZM217 145H219V144H217ZM236 145V144H235ZM235 145H234V147L233 148H235ZM243 145V144H242ZM120 146H122V145H120ZM139 146V145H138ZM146 146V145H145ZM175 146V145H174ZM173 146V147H174ZM178 146V147H179ZM187 146V145H186ZM185 146V147H186ZM190 146V145H189ZM197 146V145H196ZM43 147V146H42ZM41 147V148H42ZM48 147V146H47ZM110 147H112V146H110ZM144 147V146H143ZM164 147V146H163ZM172 147V148H173ZM192 147V146H191ZM191 147H189V148H191ZM216 147V146H215ZM218 147V146H217ZM221 147H219V148H217V150L218 149H220ZM256 147V146H255ZM40 148V149H41ZM46 148V147H45ZM119 149H120V147H118ZM146 148V147H145ZM175 148V147H174ZM173 148V150L175 151V149ZM222 148H221V151H222ZM239 149H241V151H242V149H244L242 146L240 147H238ZM237 145H236V149H234V152L235 151H237ZM47 149H49V148H47ZM79 149V148H78ZM100 149V148H99ZM99 149H98V152H99ZM122 149H123V147H122ZM125 149H127V146H126V148ZM134 149V148H133ZM163 149V148H162ZM164 149H169L170 150V147L168 148H166V147H164ZM188 149V148H187ZM194 149V148H193ZM238 149V150H239ZM257 149V148H256ZM144 150V149H143ZM146 150V149H145ZM200 150V149H199ZM200 150V151H201ZM215 150H216V148H215ZM43 151V150H42ZM45 151H47L46 149H45ZM128 151V150H127ZM163 151H165V150H163ZM167 151V150H166ZM190 151H192L191 149H190ZM190 151H188V152H190ZM240 151V150H239ZM239 151H237V152H239ZM80 152V153H81ZM96 152H97V150H96ZM120 152V153H119ZM130 152V151H129ZM146 153L148 152V151H145ZM162 152V151H161ZM173 152V151H172ZM38 153V152H37ZM40 153V152H39ZM102 153V152H101ZM166 153V152H165ZM246 153V152H245ZM79 154V153H78ZM77 154V155H78ZM127 154H128V152H127ZM132 154V153H131ZM134 154V153H133ZM142 154V153H141ZM163 154V153H162ZM167 154V153H166ZM190 154V153H189ZM219 154H220V152H219ZM241 155H243V153L241 152L240 153ZM46 155V154H45ZM135 155V154H134ZM137 155V154H136ZM161 155V154H160ZM169 155V154H168ZM167 155V156H168ZM218 155V154H217ZM222 155V154H221ZM246 154H244L243 156H245ZM49 156V155H48ZM47 156V157H48ZM82 156V155H81ZM80 156V157H81ZM130 156V155H129ZM129 156H127V158L129 157ZM138 156V155H137ZM147 156V155H146ZM165 156V155H164ZM170 156V155H169ZM76 157H78V156H76ZM131 157V156H130ZM158 157H159V155H158ZM161 157V156H160ZM159 157V158H160ZM174 157V156H173ZM79 158V157H78ZM82 158V157H81ZM139 158H140V156H139ZM222 158V157H221ZM76 159V158H75ZM176 159V158H175ZM246 159V158H245ZM78 160V159H77ZM82 160V159H81ZM85 160V161H86ZM128 160H129V158H128ZM145 160V159H144ZM226 160V159H225ZM224 160V161H225ZM83 161V160H82ZM125 161V160H124ZM139 161V160H138ZM161 161V160H160ZM173 161V160H172ZM137 162V161H136ZM171 162V161H170ZM226 162H229V160L227 161L226 160ZM232 161H230V163H231ZM240 163H241V165L242 166H244V170H243V173H244V171H245V176H246V178H247V180L248 179H250L249 177H250V172L248 171V169H249V167L250 166H252V165H249V164H247V161H245L244 159L242 160V158H240V161H239ZM44 163V162H43ZM124 163V162H123ZM74 164V163H73ZM77 164V163H76ZM125 164V163H124ZM139 164V163H138ZM137 164V165H138ZM147 164V163H146ZM145 164V165H146ZM172 164V163H171ZM226 164H228V163H226ZM225 164V165H226ZM233 164V163H232ZM47 165V164H46ZM50 165H51V162H50ZM135 165H136V163H135ZM142 165V164H141ZM173 165V164H172ZM230 165V164H229ZM247 165V166H246ZM249 165V166H248ZM149 166V165H148ZM155 166V165H154ZM157 166H158V164H157ZM223 166V165H222ZM232 166V165H231ZM241 166V167H242ZM75 167V166H74ZM80 167V166H79ZM226 167V166H225ZM134 168V167H133ZM132 168V169H133ZM140 168V167H139ZM139 168H137V169H139ZM224 168V167H223ZM248 168V169H247ZM253 168V167H252ZM258 167L256 166V168L254 167V169H257ZM74 169V168H73ZM243 169V168H242ZM253 169V170H254ZM143 170V169H142ZM164 170V169H163ZM125 171H127V170H125ZM205 171V170H204ZM256 171V170H255ZM254 171V172H255ZM100 172H105V176L107 177V180H108V182H107V187H106V189H105V186H104V189H102V190H104V191H102L100 188H99V185L101 184V182L99 181L100 179ZM145 172V171H144ZM167 172V171H166ZM258 172V170L255 172V173H257ZM134 173V172H133ZM147 173V172H146ZM158 173V172H157ZM169 173V172H168ZM206 173V172H205ZM251 173H252V170H251ZM72 174V173H71ZM103 174V173H102ZM132 174V173H131ZM151 174V173H150ZM133 175V174H132ZM139 175V174H138ZM169 175H171V174H169ZM206 175V176H207ZM243 175V174H242ZM252 175H254V174H252ZM257 175H258V173H257ZM260 175V174H259ZM258 175V176H259ZM83 176V175H82ZM86 176V175H85ZM140 176V175H139ZM159 176V175H158ZM200 176V175H199ZM205 176V177H206ZM221 176H223V174L221 175ZM117 177V176H116ZM125 177H126V175H125ZM166 177H168V176H166ZM242 177H244V176H242ZM254 177V176H253ZM75 178V177H74ZM89 178H91V177H89ZM103 178H104V176H103ZM222 178V177H221ZM225 178V177H224ZM259 178V177H258ZM44 179H46V178H44ZM120 179V178H119ZM118 178H117V180H119ZM242 179V178H241ZM75 180V179H74ZM83 180H84V178H83ZM101 180H102V178H101ZM104 180H105V178H104ZM103 180V181H104ZM128 181H129V179H127ZM201 180H204V179H201ZM224 180V179H223ZM244 180V179H243ZM252 180V179H251ZM120 181V180H119ZM118 181V182H119ZM159 180H158V177H154L152 180H151V183H150V185H151V188H152V196L153 197H156L159 201H160V196H161V189H160V187H158L157 186V183H159L158 182ZM169 181V180H168ZM255 181V180H254ZM80 182H83V181H80ZM98 182H100V184H98ZM144 182V181H143ZM148 182V181H147ZM166 182V181H165ZM172 182V181H171ZM250 182L251 181H249V184H250ZM263 183H262V186L260 187L261 188V193H262V198L264 197V180L262 181ZM74 183H76V182H74ZM84 183H85V181H84ZM84 183H82V184H84ZM89 183H91L90 182V179H89ZM124 184H125V182H124ZM128 184V183H127ZM130 184V183H129ZM148 184V183H147ZM204 184V183H203ZM103 185H106V180H105V183L103 184L102 183V186ZM227 186V185H226ZM254 186V185H253ZM39 187V186H38ZM77 187V186H76ZM91 187V186H90ZM124 188L123 189H125V187L126 186H123ZM147 187H150V186H148L147 185ZM251 187L252 186H250L249 187V190L251 189ZM44 188V187H43ZM102 188V187H101ZM130 188V187H129ZM78 189V188H77ZM77 189H76V191H77ZM90 189V188H89ZM145 189V188H144ZM156 189H157V191H156ZM206 190V189H205ZM122 191V190H121ZM120 191V192H121ZM119 192V193H120ZM78 193V192H77ZM118 193V194H119ZM128 193V192H127ZM145 193H147V192H145ZM199 193V192H198ZM122 194H123V192H122ZM138 194V193H137ZM144 194V193H143ZM251 194H252V191H251ZM121 195V194H120ZM147 195V194H146ZM125 196V195H124ZM130 196V195H129ZM134 196H135V194H134ZM45 197V196H44ZM226 197V196H225ZM148 198V197H147ZM199 198V197H198ZM203 198V197H202ZM121 199L123 200L124 198H122L121 197ZM128 199V198H127ZM126 199V200H127ZM149 199V198H148ZM46 200V199H45ZM48 200V201H49ZM126 200H125V202H126ZM136 200H137V198H136ZM144 200H145V198H144ZM47 201V200H46ZM47 201V202H48ZM138 201V200H137ZM136 201V202H137ZM148 201H150V200H148ZM224 201H225V199H224ZM223 201V202H224ZM122 203V202H121ZM225 203V202H224ZM45 206H47L45 203H43ZM48 204V203H47ZM50 204H51V202H50ZM128 204V203H127ZM127 204H125V205H127ZM150 204H152V203H150ZM155 204V203H154ZM156 205V204H155ZM174 205H176V204H174ZM216 205V204H215ZM220 210H221V221H220V226L219 227H217V229H216V231H215V233L214 234H216L217 235V238L220 240V242H221V244H222V247H223V250H220V253H218V254H220L222 257L221 258H223V260H224V262H226L225 264H250V262H248L247 261V259L249 258H247L246 256H245V254L246 255H248L247 254V250H249V249H247L246 248V251H245V253H244V251H242V250H238L237 249V247H236V242H238L239 240L237 239V241H236V239H235V237H237L234 233L235 232H233L232 231V233L234 234V235H232L231 233H230V231H229V228L227 227V221L231 218V211H228L227 209H223V207L225 208V206H223V204H221L220 203ZM229 205V204H228ZM227 205V206H228ZM50 206V205H49ZM130 206V205H129ZM142 206V205H141ZM144 206V205H143ZM151 206V205H150ZM223 206V207H222ZM230 206V205H229ZM78 207H79V204H78ZM126 207V206H125ZM132 207H133V205H132ZM154 207H156V206H154ZM162 207H163V205H162ZM201 207V206H200ZM124 208V207H123ZM157 208V207H156ZM160 208V207H159ZM195 208V207H194ZM197 208V207H196ZM215 208V207H214ZM229 208V207H228ZM46 209V208H45ZM53 209V210H52ZM128 209H130V208H128ZM172 209V208H171ZM177 209V208H176ZM175 209V210H176ZM179 209V208H178ZM77 210V209H76ZM78 210H79V208H78ZM180 210V209H179ZM178 210V211H179ZM190 210V209H189ZM233 210V209H232ZM80 211V210H79ZM78 211V212H79ZM94 211V210H93ZM155 211V210H154ZM202 211V210H201ZM204 211H206V210H204ZM75 212V211H74ZM73 212V213H74ZM98 212V213H99ZM156 212V211H155ZM159 212H160V210H159ZM171 211L169 210V213H170ZM195 212V211H194ZM194 212H192V213H194ZM212 212H213V210H212ZM131 213V212H130ZM135 213V212H134ZM151 213H154L153 211L151 212ZM175 213V212H174ZM181 213V212H180ZM189 213V212H188ZM235 213V212H234ZM72 214V213H71ZM76 214H77V211H76ZM108 214V213H107ZM138 214H140V215H145L146 217H149L148 216V212H146L145 210H142V211H140ZM149 214H150V211H149ZM182 214V213H181ZM236 214V213H235ZM43 215V214H42ZM45 215V214H44ZM99 215V214H98ZM136 215H137V213H136ZM169 215V214H168ZM174 215V214H173ZM215 215V214H214ZM92 216V215H91ZM107 216V215H106ZM130 216V215H129ZM165 216V215H164ZM178 216V215H177ZM233 216V215H232ZM88 217V216H87ZM133 217V216H132ZM209 217V216H208ZM234 217V216H233ZM233 217H232V219H233ZM72 218V217H71ZM71 218H69V219H71ZM126 218H129V217H126ZM135 218V217H134ZM141 218H143V217H141ZM215 218V217H214ZM239 218V217H238ZM83 219V218H82ZM151 219V218H150ZM161 219V218H160ZM235 220H237L236 219V217L234 218ZM146 220V219H145ZM147 220H148V218H147ZM167 220V219H166ZM172 220V219H171ZM216 220V219H215ZM231 220V219H230ZM71 221V220H70ZM128 221V220H127ZM168 221V220H167ZM232 221H234V220H232ZM86 222V221H85ZM199 222H200V220H199ZM207 222V221H206ZM263 222V221H262ZM151 223V222H150ZM218 223V222H217ZM238 223V222H237ZM240 223L241 222H239V225H240ZM134 224V223H133ZM154 224V223H153ZM152 224V225H153ZM155 224H157V223H155ZM154 224V225H155ZM260 224V223H259ZM92 225V224H91ZM162 225V224H161ZM177 225V224H176ZM206 225V224H205ZM214 225V224H213ZM159 226V225H158ZM163 226V225H162ZM48 227H52L51 229L50 228H48ZM134 227V226H133ZM132 227V228H133ZM135 227H136V225H135ZM203 227H206V226H203ZM208 227V226H207ZM229 227H230V225H229ZM45 228V230L48 228V230H50V231H48V233H47V236H46V238H42V240L40 239V237L41 236H39L40 235V233L41 232H43L44 233V231H42L43 229ZM53 228H56V229H53ZM100 229H101V227H99ZM131 228V227H130ZM149 228V227H148ZM153 228V227H152ZM164 228V227H163ZM174 228H175V226H174ZM214 228H215V226H214ZM159 229V228H158ZM161 229V228H160ZM197 229H198V227H197ZM205 230L207 229V228H204ZM137 230V229H136ZM136 230H134V232L136 231ZM210 230V229H209ZM256 230V229H255ZM74 231V230H73ZM175 231H176V229H175ZM202 231V230H201ZM207 231V230H206ZM213 231V230H212ZM131 232H132V230H131ZM130 232V233H131ZM143 232V231H142ZM158 232H160L159 230H158ZM180 232V231H179ZM208 232H210V231H208ZM60 233H58V234H60ZM66 233H67V231H66ZM65 233V234H66ZM144 233V232H143ZM148 233H150L149 231H148ZM153 233V232H152ZM181 233V232H180ZM198 233V232H197ZM30 234V233H29ZM42 234V233H41ZM63 234V233H62ZM133 234V233H132ZM137 234V233H136ZM156 234H157V232H156ZM99 235V234H98ZM106 235V234H105ZM165 235V233H163V235L162 236H164ZM167 235V234H166ZM199 235V234H198ZM211 235H212V233H211ZM31 236V235H30ZM45 236V235H44ZM43 236V237H44ZM66 237V236H65ZM103 237V236H102ZM109 237V236H108ZM157 237V236H156ZM159 237H160V234H159ZM211 237V236H210ZM136 238V237H135ZM200 238V237H199ZM143 239V238H142ZM164 239H165V237H164ZM166 239H167V237H166ZM107 240H108V238H107ZM131 240H132V237H131ZM133 240H135V239H133ZM216 240V239H215ZM164 241V240H163ZM167 241H169L168 239H167ZM166 241V242H167ZM175 241H176V239H175ZM199 241V240H198ZM243 241V240H242ZM59 242V241H58ZM65 242V241H64ZM165 242V243H166ZM211 242V241H210ZM218 242V241H217ZM61 242H59V244H60ZM141 243H142V241H141ZM178 243V242H177ZM192 243V242H191ZM215 243V242H214ZM66 244V243H65ZM163 244V243H162ZM161 244V245H162ZM176 244V243H175ZM174 244V245H175ZM218 244H219V242H218ZM220 244V245H221ZM143 245V244H142ZM144 245H146V244H144ZM143 245V246H144ZM164 245V244H163ZM166 245V244H165ZM177 245V244H176ZM238 245V244H237ZM245 245H246V243H245ZM30 246V245H29ZM58 246V245H57ZM110 246V245H109ZM167 246V245H166ZM212 246V245H211ZM215 246H216V244H215ZM7 246H6V244L4 243V242H0V264H9V262H8V259H7V248H6ZM50 247V246H49ZM60 247V246H59ZM138 247V246H137ZM161 247V246H160ZM164 247V246H163ZM175 247H178V246H175ZM213 247V246H212ZM33 248V249H34ZM54 248V247H53ZM61 248V247H60ZM151 248V247H150ZM149 248V249H150ZM153 248V247H152ZM151 248V249H152ZM156 248V247H155ZM154 248V249H155ZM162 248V247H161ZM168 248H171V247H168ZM184 248V247H183ZM202 248V247H201ZM239 249H240V247H238ZM94 249V248H93ZM143 249V248H142ZM163 249V252L165 251L164 250V248H162ZM176 250L175 251H177V248H175ZM255 249V248H254ZM144 250V249H143ZM172 250V249H171ZM171 250H170V252H171ZM243 250H244V248H243ZM261 251H260V255H261V257H260V264H264V243H262L261 244V249H260ZM95 251V250H94ZM93 250H87L86 249V253H84L85 255H84V258L81 260V262H80V264H107V263H105L102 259H100L99 257H98V255H96V253L94 252ZM142 251V250H141ZM157 251V250H156ZM183 251H186L187 252V250H183ZM200 251V250H199ZM205 251V250H204ZM218 251V250H217ZM32 252V251H31ZM61 252V251H60ZM110 252V251H109ZM159 252H160V250H159ZM161 252H162V250H161ZM169 252V251H168ZM181 252H182V249H181ZM250 252V251H249ZM9 253V252H8ZM56 253V252H55ZM173 253V252H172ZM171 253V255L173 256V254ZM188 253V252H187ZM14 253H12V255H13ZM57 254V253H56ZM160 254V253H159ZM164 254V253H163ZM169 254V253H168ZM181 254V253H180ZM186 254V253H185ZM118 255V256H119ZM154 255V254H153ZM200 255V254H199ZM31 256V255H30ZM102 256V255H101ZM167 256V255H166ZM176 256H177V254H176ZM187 256V255H186ZM204 256V255H203ZM208 256H209V254H208ZM219 256V255H218ZM61 257V256H60ZM157 257V256H156ZM188 257V256H187ZM192 257H195V256H192ZM201 257V256H200ZM117 258V257H116ZM120 258H118V259H120ZM161 258V257H160ZM164 258V257H163ZM163 258H162V260H163ZM183 258V257H182ZM258 258V257H257ZM18 259V258H17ZM58 259V258H57ZM56 259V261L58 262L59 260H57ZM158 259V258H157ZM173 259H175V258H173ZM212 259V258H211ZM219 259V258H218ZM114 260V259H113ZM167 260V259H166ZM176 260V259H175ZM178 260V259H177ZM176 260V261H177ZM31 261V260H30ZM55 261V260H54ZM119 261V260H118ZM176 261H174V264H175V262ZM184 261H186V260H184ZM222 261V260H221ZM23 262V261H22ZM61 262V261H60ZM110 262H111V260H110ZM121 262V261H120ZM161 262H163V261H161ZM168 261H166V263H167ZM181 262V261H180ZM179 262V263H180ZM183 262V261H182ZM214 262V261H213ZM35 263V262H34ZM112 263V262H111ZM160 263V262H159ZM166 263H164L163 262V264H166ZM169 263V262H168ZM178 263V262H177ZM184 263V262H183ZM60 264V263H59ZM63 264V263H62ZM113 264V263H112ZM119 264V263H118ZM122 264V263H121ZM170 264H173V262H171ZM213 264V263H212ZM215 264V263H214ZM221 264H223V263H221ZM258 264V263H257Z\"/></svg>",
	"mask_w": 264,
	"mask_h": 264
}]
</instances>
